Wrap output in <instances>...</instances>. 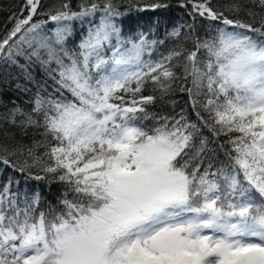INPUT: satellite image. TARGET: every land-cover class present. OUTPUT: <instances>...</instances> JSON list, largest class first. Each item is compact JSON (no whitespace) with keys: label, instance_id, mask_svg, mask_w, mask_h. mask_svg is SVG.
Masks as SVG:
<instances>
[{"label":"snow or ice","instance_id":"snow-or-ice-1","mask_svg":"<svg viewBox=\"0 0 264 264\" xmlns=\"http://www.w3.org/2000/svg\"><path fill=\"white\" fill-rule=\"evenodd\" d=\"M170 6L0 4V85L29 96L0 99V173L64 186L41 210L0 185V264H264V0H176L163 38L131 20Z\"/></svg>","mask_w":264,"mask_h":264},{"label":"trees","instance_id":"trees-1","mask_svg":"<svg viewBox=\"0 0 264 264\" xmlns=\"http://www.w3.org/2000/svg\"><path fill=\"white\" fill-rule=\"evenodd\" d=\"M43 2L47 6H53L59 3V0H43ZM77 0H72L73 6H75ZM21 3V0H0V4L4 5L6 8L11 9L14 4ZM172 6L167 10H157L156 12L147 11L144 13H131V20L133 24L138 19L139 23L147 26L152 23L154 20L158 19L161 21L159 27L157 28V37L163 38L165 27L171 28L174 23H180L187 20V16L184 13V10L176 7V0H170ZM7 12L0 11V35L3 33V25L6 23ZM11 25H9L10 27ZM52 25L49 24V27ZM87 28V25L81 26L79 21L73 22V31L74 35L69 39V46L75 47V45L79 42L81 35L84 30ZM163 51V47L160 49ZM15 72V69H13ZM39 76V73H38ZM10 79V78H9ZM51 84V81H48ZM0 88H4V92L0 95V99H2L5 103H9L11 99H15L17 103L23 104L24 101L29 99L28 95L18 94L14 91L9 90L8 86L0 85ZM35 91V89H33ZM51 91V88H49ZM147 94V91H146ZM174 98L177 101L176 111H179L181 107H187L188 97L183 93H176ZM10 106V105H9ZM25 107H30V105H24ZM154 111H163V112H171L172 108L170 105H157L153 109ZM190 111V110H189ZM219 160H223V154L220 153L218 155ZM11 177L13 180H18L19 185L13 184V191H16L17 188L20 193H29L31 194L33 191L39 192L41 194V210H46L48 205L58 206V200L61 196V193L64 191V186L59 182L50 181L49 179L45 180H35L30 179L27 176H22L18 173L13 172L11 169H6L3 173H0V185L7 182V179Z\"/></svg>","mask_w":264,"mask_h":264}]
</instances>
